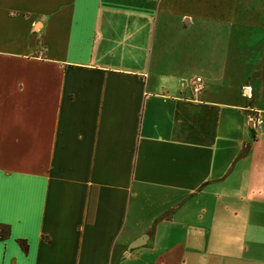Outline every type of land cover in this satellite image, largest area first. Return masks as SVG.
<instances>
[{
  "label": "crops",
  "instance_id": "obj_1",
  "mask_svg": "<svg viewBox=\"0 0 264 264\" xmlns=\"http://www.w3.org/2000/svg\"><path fill=\"white\" fill-rule=\"evenodd\" d=\"M201 4L0 0V264H264V11Z\"/></svg>",
  "mask_w": 264,
  "mask_h": 264
},
{
  "label": "rangeland",
  "instance_id": "obj_2",
  "mask_svg": "<svg viewBox=\"0 0 264 264\" xmlns=\"http://www.w3.org/2000/svg\"><path fill=\"white\" fill-rule=\"evenodd\" d=\"M243 2L245 5L248 3L250 12L264 11V0H241V6H243ZM216 5V0H202V4L195 10V13H198L199 16L195 27L202 34H205L207 30L216 24ZM189 8H191L190 5L186 7V10H189ZM205 38V36L202 37V39Z\"/></svg>",
  "mask_w": 264,
  "mask_h": 264
},
{
  "label": "built area",
  "instance_id": "obj_3",
  "mask_svg": "<svg viewBox=\"0 0 264 264\" xmlns=\"http://www.w3.org/2000/svg\"><path fill=\"white\" fill-rule=\"evenodd\" d=\"M191 89H192V93L194 95L200 94L202 92V90L204 89L202 78H200V77L194 78L191 82ZM253 122L257 126H261L264 124V120L260 117H253Z\"/></svg>",
  "mask_w": 264,
  "mask_h": 264
},
{
  "label": "water",
  "instance_id": "obj_4",
  "mask_svg": "<svg viewBox=\"0 0 264 264\" xmlns=\"http://www.w3.org/2000/svg\"><path fill=\"white\" fill-rule=\"evenodd\" d=\"M140 246V244L139 243H135L134 245H132V247L131 248H137V247H139Z\"/></svg>",
  "mask_w": 264,
  "mask_h": 264
}]
</instances>
